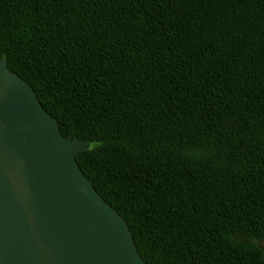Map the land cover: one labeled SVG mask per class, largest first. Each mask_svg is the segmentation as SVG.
<instances>
[{"label":"trees","instance_id":"1","mask_svg":"<svg viewBox=\"0 0 264 264\" xmlns=\"http://www.w3.org/2000/svg\"><path fill=\"white\" fill-rule=\"evenodd\" d=\"M2 59L147 264H264V0H0Z\"/></svg>","mask_w":264,"mask_h":264},{"label":"water","instance_id":"2","mask_svg":"<svg viewBox=\"0 0 264 264\" xmlns=\"http://www.w3.org/2000/svg\"><path fill=\"white\" fill-rule=\"evenodd\" d=\"M33 88L0 60V264H147Z\"/></svg>","mask_w":264,"mask_h":264},{"label":"rangeland","instance_id":"3","mask_svg":"<svg viewBox=\"0 0 264 264\" xmlns=\"http://www.w3.org/2000/svg\"><path fill=\"white\" fill-rule=\"evenodd\" d=\"M237 239L239 241H241V242L251 243L253 245L258 246L261 249V251L263 253V256H264V239L258 240V239L251 238V237H248V236H239V237H237Z\"/></svg>","mask_w":264,"mask_h":264}]
</instances>
